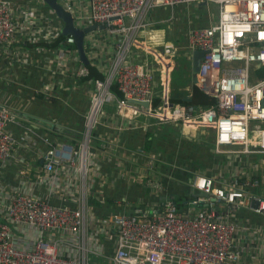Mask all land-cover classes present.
I'll use <instances>...</instances> for the list:
<instances>
[{
    "label": "built area",
    "instance_id": "obj_1",
    "mask_svg": "<svg viewBox=\"0 0 264 264\" xmlns=\"http://www.w3.org/2000/svg\"><path fill=\"white\" fill-rule=\"evenodd\" d=\"M58 1L79 27L106 26L104 30L117 37L115 60L109 75L95 82L80 139L74 144L48 143L41 155L40 182L49 183L48 196L26 191L22 184L0 186V264H237L241 257L236 242L240 229L237 214L245 210L264 217V197L250 191L260 185L253 177L232 176L218 186L214 178L198 174L189 184L195 194L190 208L182 209L169 200L160 212L116 215L106 223L115 238L112 254L103 253L102 245L88 236L94 224L88 220L85 197L74 201V207L52 204L49 196L57 193V179L61 183L68 176L81 179L84 189L96 166L93 133L117 91L121 96L118 110L137 115L143 106L135 103L152 102L153 72L130 62L128 56L138 34L150 26L148 15L156 9L212 5L218 9L217 21L210 27L187 28L183 47L191 56L196 50L204 52L197 85L215 104L201 109L177 105L159 118L178 123L200 116L214 126L218 151L241 146L244 154H264V0H89L85 17L77 16L72 0ZM14 14L13 2L0 0V47L18 41L20 26ZM65 42L67 52L78 59L74 38L66 37ZM171 51L166 49L167 54ZM65 67L62 64L61 68ZM72 69V79L90 74L81 62ZM14 120L11 110L0 106V170L17 159L18 143L9 130ZM251 122H259L261 127L253 128ZM135 154L144 156L145 152L136 149ZM127 166L125 177L137 183L143 179L149 190L162 192L161 179L150 174L153 164L145 172ZM21 174L22 183H28V168Z\"/></svg>",
    "mask_w": 264,
    "mask_h": 264
},
{
    "label": "crops",
    "instance_id": "obj_2",
    "mask_svg": "<svg viewBox=\"0 0 264 264\" xmlns=\"http://www.w3.org/2000/svg\"><path fill=\"white\" fill-rule=\"evenodd\" d=\"M11 1L20 29L16 43L0 47V106L8 107L15 117L9 130L17 140L18 150L17 159L0 170V186L22 184L27 186L26 191L47 197L50 185L40 182L41 155L48 143L74 144L80 139L95 82L112 71L117 37L106 30H96L89 36L86 53L90 74L72 79V68L80 60L78 55L75 59L67 52L66 38L57 32L62 31V23L42 0ZM72 2L80 14L77 16L89 13V0ZM217 16L215 5L162 8L148 15L150 26L134 40L128 60L153 72L152 102L137 115L131 110H118L121 96L114 85L117 100L105 106L92 136L96 166L91 178L84 189L81 179L68 176L60 178L61 183L56 181L57 193L49 196L50 202L76 207L74 201L85 197L88 220L94 224L88 236L102 245L103 253L112 254L115 247V238L106 227L109 220L120 213L160 212L169 200L182 209L190 208L194 192L189 184L198 174L214 178L218 186L232 176L253 177L260 185L250 191L264 197V154H244L241 146H225L218 151L214 126L200 116L178 123L159 118L177 105L191 103L201 109L215 104L194 83L192 56L183 47L188 27L208 28ZM168 47L172 48L170 54L166 53ZM152 104L160 106L156 113L150 109ZM120 127L123 130H118ZM102 142L112 151L105 149ZM136 149H143L145 155L135 154ZM150 164L154 165L150 174L161 179V193L149 190L143 179L137 183L123 175L127 165L145 172ZM26 167L28 183H22L21 173ZM235 221L240 225L236 242L241 257L237 264H264V217L241 210Z\"/></svg>",
    "mask_w": 264,
    "mask_h": 264
},
{
    "label": "water",
    "instance_id": "obj_3",
    "mask_svg": "<svg viewBox=\"0 0 264 264\" xmlns=\"http://www.w3.org/2000/svg\"><path fill=\"white\" fill-rule=\"evenodd\" d=\"M43 3L54 13L56 18L62 23L61 36L66 38L72 36L75 40L77 54L79 60L85 66H89V60L86 53V44L89 36H91L96 30L103 31L106 26L90 25L84 28L79 27L73 15L67 12L58 0H42ZM204 57V52L196 50L192 53L191 71L193 75L194 83H198V73L200 70L201 61ZM145 107H149V103H135Z\"/></svg>",
    "mask_w": 264,
    "mask_h": 264
},
{
    "label": "trees",
    "instance_id": "obj_4",
    "mask_svg": "<svg viewBox=\"0 0 264 264\" xmlns=\"http://www.w3.org/2000/svg\"><path fill=\"white\" fill-rule=\"evenodd\" d=\"M263 74H264V71H263ZM187 104H189V103H187ZM191 105H193V104H191ZM159 107H160L159 105L158 106L157 105L155 106V104L154 105L152 104L150 109H151L152 112H155L156 113L158 111V108ZM193 197H195V194H193Z\"/></svg>",
    "mask_w": 264,
    "mask_h": 264
},
{
    "label": "rangeland",
    "instance_id": "obj_5",
    "mask_svg": "<svg viewBox=\"0 0 264 264\" xmlns=\"http://www.w3.org/2000/svg\"><path fill=\"white\" fill-rule=\"evenodd\" d=\"M214 13H216V10L214 11ZM251 126L253 127V128H260L261 127V123H259V122H251ZM101 261H99V263H100Z\"/></svg>",
    "mask_w": 264,
    "mask_h": 264
}]
</instances>
